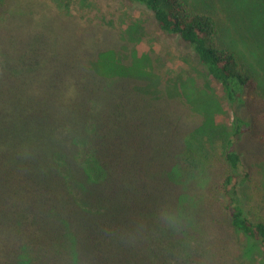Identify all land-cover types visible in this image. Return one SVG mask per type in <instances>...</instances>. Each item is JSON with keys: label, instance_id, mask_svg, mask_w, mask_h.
I'll list each match as a JSON object with an SVG mask.
<instances>
[{"label": "trees", "instance_id": "16d2710c", "mask_svg": "<svg viewBox=\"0 0 264 264\" xmlns=\"http://www.w3.org/2000/svg\"><path fill=\"white\" fill-rule=\"evenodd\" d=\"M128 1L192 48L225 92L232 133L113 51L88 56L71 42L36 53L30 37L3 31L4 264H230L232 232L264 264V219L238 194L250 174L237 144L264 151V0Z\"/></svg>", "mask_w": 264, "mask_h": 264}, {"label": "rangeland", "instance_id": "374dc122", "mask_svg": "<svg viewBox=\"0 0 264 264\" xmlns=\"http://www.w3.org/2000/svg\"><path fill=\"white\" fill-rule=\"evenodd\" d=\"M5 2L7 7L0 13V39L3 31L26 35L32 39L35 52L51 53L59 43L71 42H78L88 56L113 51L116 60L132 65L138 73L152 72L151 79L163 84L160 87L170 91V86L179 87L198 117L220 126L228 136L232 133L233 110L220 84L206 74L188 44L156 27L151 12L142 4L128 0ZM228 37L237 43L241 55H247L241 35L232 33ZM10 48L15 46L10 44ZM1 52L0 44V61H7L8 56ZM237 144L245 152L241 170L250 174V180L238 187L242 208L249 218L264 219V162L259 159L264 151L261 154L252 149L243 139ZM228 236L230 264H261L260 247L248 250V241L241 234L232 232ZM0 264H4L1 249Z\"/></svg>", "mask_w": 264, "mask_h": 264}]
</instances>
